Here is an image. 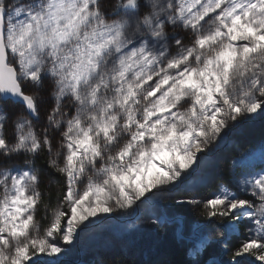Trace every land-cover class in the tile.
I'll use <instances>...</instances> for the list:
<instances>
[{
  "label": "snow or ice",
  "instance_id": "obj_1",
  "mask_svg": "<svg viewBox=\"0 0 264 264\" xmlns=\"http://www.w3.org/2000/svg\"><path fill=\"white\" fill-rule=\"evenodd\" d=\"M0 264H264V0H0Z\"/></svg>",
  "mask_w": 264,
  "mask_h": 264
},
{
  "label": "rangeland",
  "instance_id": "obj_2",
  "mask_svg": "<svg viewBox=\"0 0 264 264\" xmlns=\"http://www.w3.org/2000/svg\"><path fill=\"white\" fill-rule=\"evenodd\" d=\"M242 132H245V133L248 134V135H252V137L255 136V135H259V139H260V124L257 123V124H255V125L245 126V127L243 128ZM238 136H239V135H237V136L235 137V139H236V141H237L238 143H240L239 140H238ZM255 139H256V141H254L253 145L256 144V143L259 141V139H258L257 136H256L254 139L251 138L252 141L255 140ZM225 149H227V147H226ZM223 154H224V155H227L225 152H224ZM213 190H214V189H211V188H210V189H207V190H206V191H207L206 194H207V193H210V192L213 191ZM149 211H150V209H142V210H141V216H146V215L148 214ZM132 219H134V218H132ZM132 219L121 218V219L115 220V221L112 222V227H113L114 229L121 228V227H123V225H124L125 222H127V223H131V222H132ZM137 226L142 228L144 225L138 223ZM113 239H119V235H118V233H115V232H114V233L112 234V236H110V237H105V238H99V237H98V238L90 239L89 241H87V243L94 244V245H96V246H106V245L111 244L112 241H113ZM116 249H117V248H115L114 251H116Z\"/></svg>",
  "mask_w": 264,
  "mask_h": 264
},
{
  "label": "trees",
  "instance_id": "obj_3",
  "mask_svg": "<svg viewBox=\"0 0 264 264\" xmlns=\"http://www.w3.org/2000/svg\"><path fill=\"white\" fill-rule=\"evenodd\" d=\"M256 136H257L258 139H259V135H255V136L252 137V135H248V134H246L245 132H241V133L239 134V136H238V140H239V142H240L241 144H243V145H253V143H254V141H256V139L252 141L251 138L254 139ZM224 152H225L226 154H228V149H225ZM206 192H207V191H206ZM52 197H53L52 202L54 203V202H55V199H54V197H55V189H54V188H53V191H52ZM43 216H44V209L41 208L40 212H39L38 215H37V219L40 220V223H41V226H42V227L47 223V221H45V220L43 219ZM189 218L192 219V220L200 219V218L198 217V215L196 214L195 211H191V212H190V217H189ZM201 222H202V221H201ZM162 235H166L167 238H168L169 240H171V238H172L171 225L169 226V230H168L166 233H162ZM116 251H119V248H117ZM118 258H119V257H118ZM179 258H180V251H179V248H178V250H177V259H179Z\"/></svg>",
  "mask_w": 264,
  "mask_h": 264
}]
</instances>
